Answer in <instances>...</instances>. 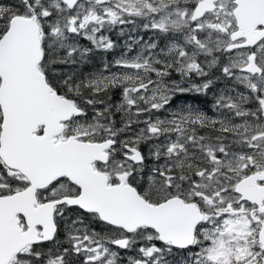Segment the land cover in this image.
Here are the masks:
<instances>
[{
  "label": "snow or ice",
  "instance_id": "snow-or-ice-1",
  "mask_svg": "<svg viewBox=\"0 0 264 264\" xmlns=\"http://www.w3.org/2000/svg\"><path fill=\"white\" fill-rule=\"evenodd\" d=\"M0 264H264V0H0Z\"/></svg>",
  "mask_w": 264,
  "mask_h": 264
}]
</instances>
